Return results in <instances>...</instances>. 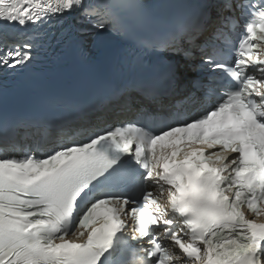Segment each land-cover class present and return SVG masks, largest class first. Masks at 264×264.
<instances>
[{
    "label": "snow or ice",
    "instance_id": "obj_1",
    "mask_svg": "<svg viewBox=\"0 0 264 264\" xmlns=\"http://www.w3.org/2000/svg\"><path fill=\"white\" fill-rule=\"evenodd\" d=\"M133 7L0 0V68L26 67L66 18L130 37ZM136 43L168 59L110 101L134 120L94 123L102 103L59 121L0 113V264H264V0H199ZM185 68L200 75L175 99Z\"/></svg>",
    "mask_w": 264,
    "mask_h": 264
}]
</instances>
